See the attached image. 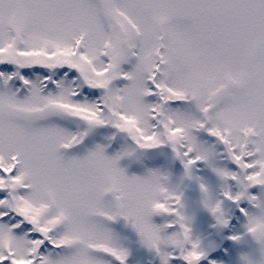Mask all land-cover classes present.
I'll return each instance as SVG.
<instances>
[{
    "label": "snow or ice",
    "instance_id": "1",
    "mask_svg": "<svg viewBox=\"0 0 264 264\" xmlns=\"http://www.w3.org/2000/svg\"><path fill=\"white\" fill-rule=\"evenodd\" d=\"M0 264H264V0H0Z\"/></svg>",
    "mask_w": 264,
    "mask_h": 264
}]
</instances>
